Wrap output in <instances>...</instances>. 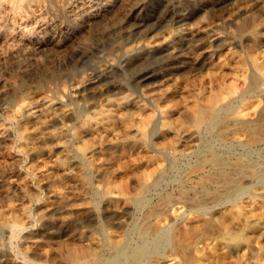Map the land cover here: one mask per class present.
<instances>
[{"label":"rangeland","instance_id":"374dc122","mask_svg":"<svg viewBox=\"0 0 264 264\" xmlns=\"http://www.w3.org/2000/svg\"><path fill=\"white\" fill-rule=\"evenodd\" d=\"M123 1L114 21L74 43L79 54L69 44L59 50L55 87L0 102V264H72L70 255L94 264L85 261L90 241L108 264L113 249L99 241L132 250L138 230L154 225L151 213L166 201L210 197L239 163H247L244 210L264 213V183L250 184L264 171V126L233 135L239 119L264 121V0ZM138 8L141 25L130 17ZM254 60L259 90L207 139L196 111L236 103ZM174 209V226L196 217ZM12 223L21 227L13 237Z\"/></svg>","mask_w":264,"mask_h":264},{"label":"bare ground","instance_id":"6f19581e","mask_svg":"<svg viewBox=\"0 0 264 264\" xmlns=\"http://www.w3.org/2000/svg\"><path fill=\"white\" fill-rule=\"evenodd\" d=\"M123 5V0H0V102L20 103L23 92L29 88L55 87L58 81L55 69L62 63L59 50L69 44L65 49L70 48L74 56L79 54L80 47L73 46L74 43L85 40V33L91 28L99 29L103 24L114 21L123 10ZM130 17L135 25H141L143 10L138 8ZM43 59L55 62L44 67ZM254 67L256 71L251 69L253 72L247 89L239 95L236 103L226 105V102L220 106L211 103L205 113L196 111V125L207 139L219 137L223 131L215 132V129L225 121L223 117L233 115L240 104L259 90L260 68L255 60ZM39 68L40 74L37 72ZM8 114L5 120L11 122L13 118ZM0 121L3 122V118ZM257 123L239 119L235 121L237 128L233 135L246 133L248 137L249 133L253 137L259 133L260 126H264V121ZM249 141L257 144L259 140ZM230 175L234 177L224 181L210 197L198 194L200 197L194 196L193 199L186 197L166 201L162 209L149 215L150 221L154 222L152 228L142 232L138 230L140 242L132 250L129 251L122 242L112 241L109 236L95 246L108 247L109 251L113 249V257L108 264L119 261H124V264H264V213H247L241 203L247 198V163L236 164L224 171V176ZM263 176L264 171L257 172L251 177L253 181L250 184L264 183ZM176 205L186 207L196 217L174 226L179 218L175 215ZM6 230L13 237L21 231V227L12 223ZM92 245L90 241L89 247H85V261L91 258L94 264H102L101 253L92 249ZM81 259L79 255L69 256L72 264H79Z\"/></svg>","mask_w":264,"mask_h":264}]
</instances>
